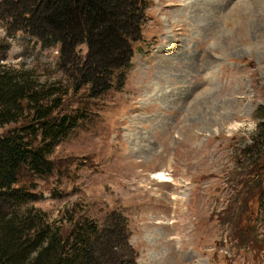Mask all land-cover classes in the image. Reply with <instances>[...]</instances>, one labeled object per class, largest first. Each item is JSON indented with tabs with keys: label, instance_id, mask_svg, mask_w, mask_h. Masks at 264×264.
<instances>
[{
	"label": "rangeland",
	"instance_id": "1",
	"mask_svg": "<svg viewBox=\"0 0 264 264\" xmlns=\"http://www.w3.org/2000/svg\"><path fill=\"white\" fill-rule=\"evenodd\" d=\"M10 20L0 19V70L58 96L56 109L76 122L49 145L51 175L22 172L35 196L9 211L32 207L50 226L120 213L138 264H264L260 249L229 238L241 223L222 221L236 211L228 178L262 100L264 0H150L124 80L114 71L95 96L76 79L86 43L64 64L58 42Z\"/></svg>",
	"mask_w": 264,
	"mask_h": 264
},
{
	"label": "trees",
	"instance_id": "2",
	"mask_svg": "<svg viewBox=\"0 0 264 264\" xmlns=\"http://www.w3.org/2000/svg\"><path fill=\"white\" fill-rule=\"evenodd\" d=\"M149 3L150 0H0V19L9 14L15 28L43 43L58 42L64 64L73 62L69 55H75L78 43H86L87 54L76 68V79H80V85H87L89 96H95L112 85L114 71L118 85L124 80L135 45L142 39L141 27ZM32 84V80H18L0 70V125H9L0 132V264H138L128 243L126 219L120 213L111 211L99 226L86 217L72 216L66 220L67 225L50 226L32 207L9 211L11 204L20 208L21 203L35 196L34 184L19 182L22 172L42 178L51 175L56 164L47 155L49 145L64 137L76 122L75 114H60L56 109L58 96L43 98L48 91H39ZM260 91L262 100L252 112L256 127L248 140L236 148V164L228 178L234 184L231 202L236 204L228 211L231 214L233 207L236 211L224 222L232 227L241 223L236 236L231 231L230 239L237 238L264 252L262 232L256 231L258 223L264 226V205L259 196L264 190V86ZM256 197L258 216L252 208ZM243 221H253L254 228L245 229Z\"/></svg>",
	"mask_w": 264,
	"mask_h": 264
}]
</instances>
